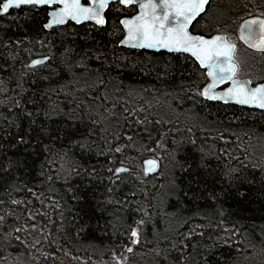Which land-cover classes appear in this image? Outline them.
Returning <instances> with one entry per match:
<instances>
[{
	"label": "trees",
	"instance_id": "16d2710c",
	"mask_svg": "<svg viewBox=\"0 0 264 264\" xmlns=\"http://www.w3.org/2000/svg\"><path fill=\"white\" fill-rule=\"evenodd\" d=\"M48 9L0 15V261L264 264V109L204 98L186 53L120 45L135 5L46 29ZM251 14L264 0H209L190 30Z\"/></svg>",
	"mask_w": 264,
	"mask_h": 264
},
{
	"label": "water",
	"instance_id": "95a60500",
	"mask_svg": "<svg viewBox=\"0 0 264 264\" xmlns=\"http://www.w3.org/2000/svg\"><path fill=\"white\" fill-rule=\"evenodd\" d=\"M118 0H108L107 6L104 7L102 10H99V15L92 19H83L79 17L77 14V19H73L71 16L66 15L64 16L63 23H52L54 17L51 15L54 12H59L60 9L64 7L62 3H55V4H21L19 6H10L7 11L3 10V4L8 3V0H2L0 3V15L6 14L12 8H18L22 5H33L36 7L39 6H48V19L45 25H49L45 27L46 29H50L53 26L62 25L67 21H72L74 23H81V22H93L98 26L103 24L96 23L97 19L102 18L105 22L104 12L107 9L110 2H114ZM209 1V0H208ZM154 3H159V0H153ZM140 3L148 4L149 0H138L136 3L131 4H121L122 6H129L135 5L136 11L131 15L122 16L120 19V24L123 28V35L119 41V44L125 46L127 48L134 47V48H142L152 51L164 50L167 52H182L190 55L193 57L196 62L199 64L200 67L204 68L205 74L207 76V82L203 85L201 92L204 98L209 100H217L222 103H234L237 105H242L250 108H257V109H264L260 107L262 103H264V92H256V89L260 88L264 85V80L258 82L256 84H251L249 78H239L235 75L237 70V63L233 59V54L235 50V42L229 40L224 34L220 32L213 33L211 35H204L200 33H195L190 30V26L192 22L196 19L198 15L204 12L207 3L203 6V11L199 12L195 18L189 23L186 27V31L190 36L193 37H202L205 41H212L215 37H220V40L215 41L213 44L208 45H200L197 42V45L192 48L190 51H183V50H176L177 48H181L180 45H169L168 47H161V46H154V47H140L137 46L138 44L142 43L138 38L137 39H129V28L127 25L122 24L121 21H132L133 17H140L145 16V19H149L152 15V9L148 8H141ZM80 4L82 7H98V0H80ZM155 14L157 16H163L165 14H170L169 10L163 7H157L155 9ZM257 20L264 21L263 15L253 14L248 15L242 18L237 24V34L240 42L255 51H264V25L257 23L256 25H252V29H254V34L249 33V30L245 25L246 21ZM134 23L136 21H133ZM165 30L174 25V21L168 22L163 21ZM244 26V27H242ZM229 45L232 47L230 48ZM198 53V55H194ZM211 57V58H209ZM47 56H34L28 61V66H35L38 64H33V61H46ZM203 59V63L201 60ZM42 62V63H43ZM41 64V63H40ZM230 70V71H229ZM209 73H212L211 75ZM209 85H214L213 87L209 88ZM243 89V94H241L240 90ZM231 90V92L229 91ZM242 99H248V103H241ZM147 161H154V165H149ZM142 170L144 174H150L158 170L159 161L157 158L152 156H146L141 158ZM149 168H153V170L148 171ZM116 169H128L126 166H118Z\"/></svg>",
	"mask_w": 264,
	"mask_h": 264
},
{
	"label": "snow or ice",
	"instance_id": "6c2138e0",
	"mask_svg": "<svg viewBox=\"0 0 264 264\" xmlns=\"http://www.w3.org/2000/svg\"><path fill=\"white\" fill-rule=\"evenodd\" d=\"M121 4H131L136 3L138 0H118ZM62 3L64 7L60 9L59 12H54L51 15L54 17L52 23H63L64 16L69 15L73 19H77V14L79 17L83 19H92L99 15V10H102L107 6L108 0H98V7H82L80 4V0H8V3L3 4V10L7 11L10 6H19L21 4H55ZM208 3V0H159V3H154L153 0H149L148 4L140 3V7L152 9V15L149 19H145V16L133 17L132 21H121L122 24H125L129 28V39H139L142 43L137 46L140 47H168L169 45H180L181 48H177L176 50L190 51L193 47L197 45L199 42L200 45H208L213 44L215 41L220 40V37L213 38L212 41H205L202 37H193L190 36L185 30L187 25L191 23V21L195 18V16L203 11V6ZM157 7H163L169 10L170 14H165L163 16H157L155 14V9ZM133 21H136L135 23ZM163 21L172 22L174 21V25L168 27L165 30V26ZM96 23L103 24L104 20L102 18L97 19ZM257 23L264 25V21L251 20L246 21L245 25L250 35L254 34V29H252V25H256ZM49 25H45L48 27ZM242 26V27H244ZM231 48L232 46L229 45ZM194 55H198V53L194 52ZM211 58V57H209ZM43 61H33V64H40ZM203 63V59L201 60ZM230 71V70H229ZM210 75L212 73H209ZM214 85H209L211 88ZM231 92V90H229ZM241 94H243V89L240 90ZM256 92H264V85L260 88L256 89ZM241 103H248V99H242ZM260 107L264 108V103L260 105ZM120 151V149H117ZM149 165H154V161H147ZM153 170V168H149L148 171ZM123 171V169H116V172L119 173ZM13 203H19L18 201H13ZM3 218L0 217V220ZM20 231V229H17ZM132 236L136 237L137 232L133 230ZM136 241L133 240V243ZM131 251V249H128Z\"/></svg>",
	"mask_w": 264,
	"mask_h": 264
},
{
	"label": "rangeland",
	"instance_id": "374dc122",
	"mask_svg": "<svg viewBox=\"0 0 264 264\" xmlns=\"http://www.w3.org/2000/svg\"><path fill=\"white\" fill-rule=\"evenodd\" d=\"M224 32H225L224 34L231 41H234L236 43V47H235V51H234V55H233V59L238 64V72H237L236 76H238L240 78H245L247 76L251 77V78H253V77L259 78L260 76L264 75V69L259 73L256 72L257 71V63H258V61H261L264 58V52H258V51L252 50L250 48H247L240 42V40L237 36V23L235 25L229 24L226 31H224ZM206 82H207V78L204 80V82H202L196 88L197 92L201 93V89ZM146 156L155 157L153 155H144V156H142V158L146 157ZM139 165H140L141 174H144L143 170H142V164L140 161H139ZM120 172H123V171H120ZM155 172H157V170ZM155 172H153V173H155ZM134 239L136 240L137 236L134 237ZM15 262L16 263L17 262H19V263L23 262L21 264H28L24 258L19 260V258L17 256L13 259L11 264H16ZM0 264H8V262L7 261H0Z\"/></svg>",
	"mask_w": 264,
	"mask_h": 264
},
{
	"label": "flooded vegetation",
	"instance_id": "af4514ba",
	"mask_svg": "<svg viewBox=\"0 0 264 264\" xmlns=\"http://www.w3.org/2000/svg\"><path fill=\"white\" fill-rule=\"evenodd\" d=\"M262 64V63H261ZM260 63H257V69L260 67V65H261ZM264 64V63H263ZM237 71H238V69H237ZM248 77V76H247ZM249 79H250V83L251 84H256V83H258V82H261V81H263L264 80V76L263 77H255L254 79H252L251 77H248Z\"/></svg>",
	"mask_w": 264,
	"mask_h": 264
}]
</instances>
